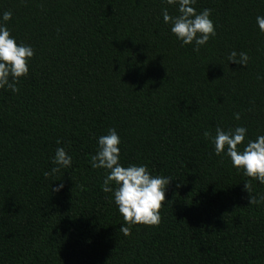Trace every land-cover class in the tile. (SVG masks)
I'll use <instances>...</instances> for the list:
<instances>
[{"label":"trees","instance_id":"obj_1","mask_svg":"<svg viewBox=\"0 0 264 264\" xmlns=\"http://www.w3.org/2000/svg\"><path fill=\"white\" fill-rule=\"evenodd\" d=\"M194 7L216 31L198 52L164 23L162 9L177 14L166 0H0L34 49L18 91L0 90V264H264V204H249L244 182L253 196L264 184L203 136L264 135V0ZM110 128L123 166L171 178L159 225L127 236L105 170L90 166ZM58 147L72 165L45 177Z\"/></svg>","mask_w":264,"mask_h":264},{"label":"clouds","instance_id":"obj_2","mask_svg":"<svg viewBox=\"0 0 264 264\" xmlns=\"http://www.w3.org/2000/svg\"><path fill=\"white\" fill-rule=\"evenodd\" d=\"M196 2L197 0H166L168 5L175 6L177 14L170 15L167 8L162 9L161 14L164 23L170 26V32L181 45H193V51L198 52L210 37L216 36V31L210 19L211 10L204 9L197 13L194 7ZM11 18V11L0 13V90L16 93L20 78L28 75L34 49L30 45L17 43L11 35L7 27ZM256 24L264 33V16L258 15ZM227 59L229 63L246 67L249 56L243 51H231ZM233 117L240 120L239 113H233ZM247 131L242 126L226 131L217 127L214 137L209 131H205L203 136L214 144L216 155L223 153L230 158L233 168L242 171L245 177L264 184V135H257L255 140L246 141ZM59 143L58 140L57 144ZM96 143L90 166L106 172L102 191L113 195L118 212L123 217L125 223L119 231L127 236L133 225L158 226L161 220L160 209L165 204L166 189L171 178L153 175L143 164L123 166L120 163L121 140L114 128L108 129L107 135L99 136ZM241 145L242 150L239 147ZM52 164L54 167L50 172L44 173L45 177L54 176L62 168L71 167L72 157L66 153L65 148L58 147ZM62 188L61 183L53 187L52 191L59 192ZM244 191L249 194L250 205L264 204V194L253 196L252 185L247 181L244 182Z\"/></svg>","mask_w":264,"mask_h":264}]
</instances>
